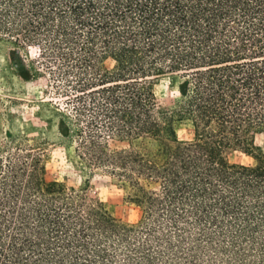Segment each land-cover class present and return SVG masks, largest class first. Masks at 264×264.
<instances>
[{
	"label": "trees",
	"instance_id": "16d2710c",
	"mask_svg": "<svg viewBox=\"0 0 264 264\" xmlns=\"http://www.w3.org/2000/svg\"><path fill=\"white\" fill-rule=\"evenodd\" d=\"M0 36L39 47L79 163L141 210L49 181L48 141L10 135L0 264H264V0H0Z\"/></svg>",
	"mask_w": 264,
	"mask_h": 264
},
{
	"label": "rangeland",
	"instance_id": "374dc122",
	"mask_svg": "<svg viewBox=\"0 0 264 264\" xmlns=\"http://www.w3.org/2000/svg\"><path fill=\"white\" fill-rule=\"evenodd\" d=\"M106 65L113 68L115 62L108 59ZM173 77L167 74L156 79L154 88L163 108H170L178 95V82ZM56 92L39 47L28 45L23 39L0 36V146L10 142V135L47 140L49 181H59L77 189L86 188L90 200L105 202L124 222H136L141 210L127 200L124 190L109 176L101 172L91 175L79 163L75 155L76 142L72 143L59 130L61 112L66 110V105L65 98ZM178 134L182 139L192 138L193 128L180 125ZM256 141L264 145V134H258ZM229 159L243 164L255 162L253 156L242 151H231Z\"/></svg>",
	"mask_w": 264,
	"mask_h": 264
}]
</instances>
